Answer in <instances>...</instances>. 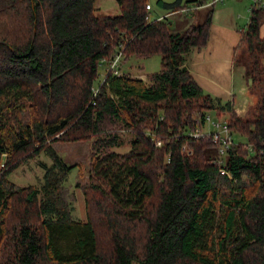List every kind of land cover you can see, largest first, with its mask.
<instances>
[{"label":"trees","instance_id":"1","mask_svg":"<svg viewBox=\"0 0 264 264\" xmlns=\"http://www.w3.org/2000/svg\"><path fill=\"white\" fill-rule=\"evenodd\" d=\"M157 1L195 8L179 29L151 19L149 0H117L118 14L98 13L95 0H0V264H264V6L241 31L247 55L236 61L257 94L243 117L184 64L206 44L213 9L192 22L205 0ZM119 51L121 63L159 54L161 67L149 82L121 64L116 74ZM210 111L227 112L246 140L220 155L212 136L192 135ZM119 130L132 135L125 152L112 149ZM86 140L81 219L63 185L76 164L52 145ZM43 150L54 161L40 187L8 178Z\"/></svg>","mask_w":264,"mask_h":264},{"label":"rangeland","instance_id":"2","mask_svg":"<svg viewBox=\"0 0 264 264\" xmlns=\"http://www.w3.org/2000/svg\"><path fill=\"white\" fill-rule=\"evenodd\" d=\"M167 2H173L175 0H164ZM184 3L186 0H180ZM204 1V0H203ZM208 1V0H207ZM152 8L149 10L150 18L156 19L158 15H163L166 12V7L161 5L157 0H149ZM251 0H223L217 1L212 5L203 8H197L195 11V16L193 21H202L205 17L207 11L212 8L213 14H215L214 21L218 24L223 23L225 16H227L224 10L233 9L234 17L237 18V29L245 27L249 12H250ZM232 5V6H231ZM95 7L98 13L105 14H118L120 13V7L117 0H95ZM217 11L215 12V10ZM193 11V13H194ZM190 13V12H189ZM190 17L188 13H177L175 15L167 16L168 21L172 28L183 29ZM231 17V16H230ZM229 18V15H228ZM247 48L244 43H239L236 50L235 59L241 60V57L246 58ZM241 62V61H240ZM121 70L123 72H128L133 76L138 77L139 75L144 76V80L149 82L147 77L149 74L156 72L160 69V55L152 54L149 56H130L124 62L120 61ZM119 64V65H120ZM100 75L105 74V66L100 65L99 67ZM249 90L252 89L249 86ZM253 92V91H252ZM254 93V92H253ZM256 95L257 99V94ZM240 98V96H239ZM253 100H238L237 105L241 107L243 105L240 115L243 117H251L253 111ZM238 113V112H237ZM212 119L226 120L228 118L227 112H220L219 115L214 111L209 112ZM239 114V113H238ZM196 117V115H195ZM209 124L202 128L204 130L208 129ZM213 129V128H212ZM120 138L122 144L119 146H114L112 149L118 152H125L130 148V139L132 137L128 130H119ZM235 140L245 141L246 138L237 133L232 134ZM53 149L57 155L68 164H76L71 167L66 174L65 181L63 185L67 194V199L70 201L71 214L73 217L85 219L86 218V206H85V196L83 194V186L88 182L89 177V164L90 156L92 154L91 140L78 141V142H56L53 145ZM186 150L188 147H185ZM214 148H210L208 153H214ZM54 159L45 150L41 151L35 156L26 158L19 166H17L8 175V178L13 181L16 185L24 186L33 184L38 187L41 186L44 181L45 167L43 165H51Z\"/></svg>","mask_w":264,"mask_h":264},{"label":"crops","instance_id":"3","mask_svg":"<svg viewBox=\"0 0 264 264\" xmlns=\"http://www.w3.org/2000/svg\"><path fill=\"white\" fill-rule=\"evenodd\" d=\"M205 1L204 4L198 7L213 6L217 2ZM151 8L152 6L149 10ZM171 11L172 9H166L164 17L180 13V11H175L167 15ZM224 12L227 16H225L223 23L220 24L214 21L215 14L212 15L206 44L199 48H192L185 54L184 64L204 92L210 93L214 97H219L220 100L230 101L234 110L240 114L243 105L241 107L237 105L238 100H253L251 102L254 103L256 95L249 90L250 77L246 73L245 65L235 59L241 31L244 27L237 29L236 19L238 17L233 18V9H227ZM260 35L264 37V20L260 25ZM262 62L264 63V56L262 57ZM138 77L144 78L143 75Z\"/></svg>","mask_w":264,"mask_h":264},{"label":"built area","instance_id":"4","mask_svg":"<svg viewBox=\"0 0 264 264\" xmlns=\"http://www.w3.org/2000/svg\"><path fill=\"white\" fill-rule=\"evenodd\" d=\"M215 1H219V0H211V3H214ZM222 1V0H220ZM256 4H261L262 6H264V0H251V4L249 9H251V7L253 5ZM147 8H150L151 5L150 3H148L146 5ZM198 7V6H197ZM195 6H187V7H183L181 8L179 11L180 12H189L192 9H194ZM177 10H173L168 14L175 12ZM166 14L160 15L158 17H156V19H162L164 18ZM120 64V51L116 54V56L108 63V69L112 70V72L118 74L120 72V69L118 68ZM95 92L97 91V89L94 90ZM206 122L209 124L208 129L204 130L202 127L206 125ZM202 127L200 128H195L191 134L194 135L195 137H198L200 135H207V136H212L213 140L215 142H217L218 144V152L221 155L223 153V151L233 142V135L232 133L229 131L225 121L222 120H218V119H212V117L210 116V114H206L205 116V122L203 124ZM213 128V129H212ZM160 142L158 141V144Z\"/></svg>","mask_w":264,"mask_h":264}]
</instances>
